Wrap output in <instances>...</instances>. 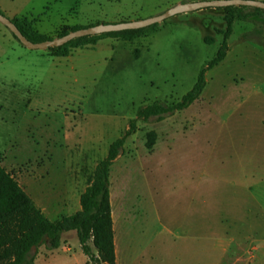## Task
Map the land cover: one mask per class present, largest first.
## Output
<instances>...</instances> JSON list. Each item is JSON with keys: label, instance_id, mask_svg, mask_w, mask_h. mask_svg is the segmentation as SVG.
Masks as SVG:
<instances>
[{"label": "rangeland", "instance_id": "obj_1", "mask_svg": "<svg viewBox=\"0 0 264 264\" xmlns=\"http://www.w3.org/2000/svg\"><path fill=\"white\" fill-rule=\"evenodd\" d=\"M200 1L212 0L0 4L10 20L56 39ZM235 14L244 18L197 100L148 119L137 113L180 102L215 57L222 9L177 14L133 41L102 38L65 57L24 47L0 23V166L48 220L72 216L133 123L109 172L117 264H264V11ZM86 247L70 232L57 249L33 250L34 264H103L91 239Z\"/></svg>", "mask_w": 264, "mask_h": 264}, {"label": "trees", "instance_id": "obj_2", "mask_svg": "<svg viewBox=\"0 0 264 264\" xmlns=\"http://www.w3.org/2000/svg\"><path fill=\"white\" fill-rule=\"evenodd\" d=\"M245 7L220 8L225 14V31L223 40L215 57L200 73L197 82L180 102L171 105L155 103L141 109L137 116L142 119L161 117L165 114L181 111L190 106L201 94L204 88V74L207 70L221 63L227 53V41L232 33L235 21L243 19L236 16V11ZM255 11H264L254 8ZM1 13V11H0ZM19 31L31 42H43L51 38L41 35L31 29L24 20L11 19ZM91 26H76L69 31H63L59 37ZM152 27V26H151ZM147 28L110 32L96 36L74 39L63 46L49 48L55 57H65L72 49L94 45L102 38L114 37L130 42L147 32ZM14 37V36H13ZM15 38V37H14ZM16 39V38H15ZM125 134L112 143L108 155L96 167L92 184L80 196L81 210L72 216H64L56 221L48 220L35 206L32 199L14 179L0 166V263L1 264H34L33 250L45 245L48 250L59 248L62 235L75 232L82 251L87 254L86 242L92 244L103 264H116L114 232L109 200V172L113 162L123 149L125 140L130 136L133 123Z\"/></svg>", "mask_w": 264, "mask_h": 264}, {"label": "water", "instance_id": "obj_3", "mask_svg": "<svg viewBox=\"0 0 264 264\" xmlns=\"http://www.w3.org/2000/svg\"><path fill=\"white\" fill-rule=\"evenodd\" d=\"M252 7L264 10V2L259 0H212V1H200L188 4H179L169 9L160 16L134 22L116 23V24H99L88 28L79 29L69 32L68 34L43 42H31L29 41L15 26V24L2 13H0V23L4 25L10 33L17 39V41L24 47L30 50H48L49 48L60 47L66 43L88 36H96L110 32H120L125 30H134L147 28L154 24H159L164 20L175 16L177 14H186L193 11L205 9V8H226V7Z\"/></svg>", "mask_w": 264, "mask_h": 264}, {"label": "crops", "instance_id": "obj_4", "mask_svg": "<svg viewBox=\"0 0 264 264\" xmlns=\"http://www.w3.org/2000/svg\"><path fill=\"white\" fill-rule=\"evenodd\" d=\"M0 11L1 13L4 15V12H3V9H2V6L0 4ZM5 16V15H4ZM6 17V16H5ZM238 182V181H237ZM110 183V182H109ZM257 184H259V181L256 182ZM236 185H240V184H236ZM25 191V190H24ZM26 192V191H25ZM113 191L111 189V186H109V200H110V205H111V216H112V225H113V232H114V211L112 210V200H113ZM30 197V196H29ZM260 198V197H259ZM258 202L257 205L260 207L261 206V202H260V199H258ZM114 243H115V234H114ZM253 250H257L256 247H253ZM115 255H116V264H117V249H116V244H115Z\"/></svg>", "mask_w": 264, "mask_h": 264}]
</instances>
